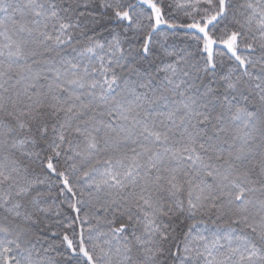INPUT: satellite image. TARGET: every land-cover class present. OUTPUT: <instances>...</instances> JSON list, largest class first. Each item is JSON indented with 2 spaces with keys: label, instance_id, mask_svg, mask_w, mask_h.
Returning <instances> with one entry per match:
<instances>
[{
  "label": "snow or ice",
  "instance_id": "obj_1",
  "mask_svg": "<svg viewBox=\"0 0 264 264\" xmlns=\"http://www.w3.org/2000/svg\"><path fill=\"white\" fill-rule=\"evenodd\" d=\"M0 264H264V0H0Z\"/></svg>",
  "mask_w": 264,
  "mask_h": 264
}]
</instances>
